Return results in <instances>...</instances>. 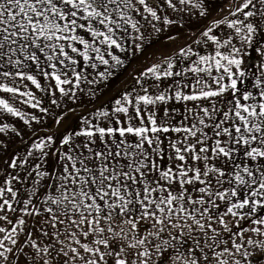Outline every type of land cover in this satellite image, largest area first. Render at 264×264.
<instances>
[{"label": "snow or ice", "instance_id": "1", "mask_svg": "<svg viewBox=\"0 0 264 264\" xmlns=\"http://www.w3.org/2000/svg\"><path fill=\"white\" fill-rule=\"evenodd\" d=\"M0 264H264V0H0Z\"/></svg>", "mask_w": 264, "mask_h": 264}, {"label": "crops", "instance_id": "2", "mask_svg": "<svg viewBox=\"0 0 264 264\" xmlns=\"http://www.w3.org/2000/svg\"><path fill=\"white\" fill-rule=\"evenodd\" d=\"M213 2L219 4V3L225 2V0H213Z\"/></svg>", "mask_w": 264, "mask_h": 264}]
</instances>
